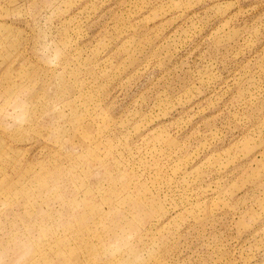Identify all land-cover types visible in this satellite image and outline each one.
Wrapping results in <instances>:
<instances>
[{"label":"rangeland","instance_id":"374dc122","mask_svg":"<svg viewBox=\"0 0 264 264\" xmlns=\"http://www.w3.org/2000/svg\"><path fill=\"white\" fill-rule=\"evenodd\" d=\"M0 264H264V0H0Z\"/></svg>","mask_w":264,"mask_h":264}]
</instances>
